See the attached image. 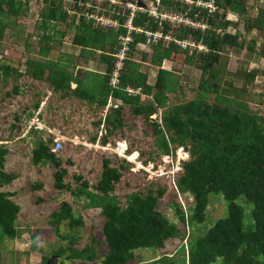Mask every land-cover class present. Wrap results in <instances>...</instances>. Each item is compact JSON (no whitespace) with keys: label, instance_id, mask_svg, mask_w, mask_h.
I'll return each instance as SVG.
<instances>
[{"label":"trees","instance_id":"16d2710c","mask_svg":"<svg viewBox=\"0 0 264 264\" xmlns=\"http://www.w3.org/2000/svg\"><path fill=\"white\" fill-rule=\"evenodd\" d=\"M41 2L43 8L37 29L42 31V35L38 38L35 57L26 56L20 65L22 72L18 65L0 64V76L4 80L26 77L37 81L53 95H58L59 101L76 99L79 105L86 107L88 115L91 113L96 118L92 121L96 133L89 137L91 142L98 139L100 145L105 146L110 141L124 140L131 151L132 140L139 138L136 135L140 129L142 137L151 140V148L148 152L136 148L134 153L141 157L147 155L145 161L161 155L173 158L180 147L189 153L188 160H182L180 169L173 175L176 190L172 191L173 208L177 219L173 222L159 209L160 200L168 189L166 184H161V178L139 186L125 196V201H121L114 192L130 164L113 154L114 159L102 158L100 175L94 185L77 175L74 177L76 185L71 186L63 181L67 170L62 167V158L58 152L51 151L53 136L46 134L43 137L40 131H30L34 136L31 164L53 169L55 189L68 191L75 200H82L85 208L100 209L104 221L103 242L99 243L106 245L102 264H137L136 250L163 249L167 241L174 239H179L182 252L177 264H214L218 260L222 264H264V115L251 110L248 102L239 98L237 88L231 84L220 85L224 70L218 67L224 49H242L244 46L242 32L234 22L226 20L225 13L230 11L239 17L244 16L246 1L214 0L216 10L209 12L207 8H185L179 1L163 0L167 10H187L190 17L199 11L197 20L205 25L203 30L184 25L176 28L166 22L158 25L153 18L138 14L132 20L135 27L153 32L163 26L164 33L171 30L176 39L190 37L195 43L205 46L206 51L183 49L173 41L165 44L160 40L153 44L144 33L133 32L117 88L109 85V77L119 48V36L125 34L126 29L95 25L94 20H86L84 16L77 19L64 8L61 0ZM71 8L72 11L81 10L75 4ZM27 10L28 0H0V40L5 30L16 22L12 23L11 17L16 20ZM103 14L118 19L120 24L125 21V17L120 15ZM58 24L73 29L72 45L79 48L77 58L68 55L56 60L50 58L53 44L59 43L65 35V30H57ZM230 25L232 30H228ZM243 29L246 32L256 30L264 38V8H260L254 18L246 19ZM57 35H60V40ZM23 44L30 55L33 51L28 40ZM140 44L150 46V51H141ZM255 45L256 40L252 39L247 48L256 58H264V41L260 48ZM179 52L185 55L186 64L200 70L201 77L196 97L170 105L168 96L177 93L179 76L177 71L164 68L162 64ZM79 59L84 63L97 59L105 69L99 72L80 67ZM6 60L11 61V57H6ZM142 65L156 70L153 84L148 82V72L141 69ZM258 74L259 70H244L243 80L253 82ZM128 87L139 90V93L129 94L126 91ZM18 92L19 87L14 84V95ZM42 97L41 93L36 94L30 102L32 111L27 114L29 119L39 108ZM109 97L113 101L120 100L121 104L103 115ZM152 115L156 117L152 118ZM15 118L19 120L20 116ZM98 130L101 133L99 138ZM142 137L139 139L143 141ZM8 154L9 148L0 143V189L18 177L5 170ZM41 187L42 184L37 183L32 190ZM179 193L192 197L193 202L188 204L187 212L177 201ZM211 195L223 197L227 202V215L216 219L205 230L197 229L194 234L197 224L204 226L209 220L206 209ZM13 197L14 193L0 190V245L4 239H18L27 231L15 226L20 207ZM240 197L253 205L252 228L244 227V209L236 203ZM62 222L73 232L84 224L81 216L75 214L72 205L66 201L51 213L49 225L53 226L58 239L67 242L63 253L59 251L62 254L58 256L63 260L94 261V236L90 245L77 249L74 247L78 240L76 236L59 232ZM33 248L42 251L40 245ZM48 258L42 254L40 264H46ZM59 263L64 264L63 261ZM154 264L176 263L172 256L163 254L154 260Z\"/></svg>","mask_w":264,"mask_h":264},{"label":"rangeland","instance_id":"374dc122","mask_svg":"<svg viewBox=\"0 0 264 264\" xmlns=\"http://www.w3.org/2000/svg\"><path fill=\"white\" fill-rule=\"evenodd\" d=\"M245 1V15L232 21L236 24L235 27L241 32L243 31L241 28H243L246 19L254 18L258 13L257 11L260 8H264V0ZM42 8L43 3L41 0H28L27 12L20 15L16 20L14 17H11L12 23L14 21L16 22L13 26L5 30L4 36L0 40V64L8 63L13 66H20L23 64L27 55L35 57L34 51L37 50V46L39 45L38 38L42 35V31L37 29L40 23L39 13ZM172 12L187 15L183 10H173ZM225 15L226 20L231 21L234 18L230 11H226ZM56 28L61 31L65 30V35L59 43L55 42L53 44V49L49 55L50 58L54 60L59 57L67 58L66 55L73 56V59L77 58L79 48L72 45L73 29L65 28L64 24H58ZM232 29L233 26L230 25L228 30ZM242 35L244 45L242 49L226 48L221 54L218 67H223L224 76L220 81V85L231 84L237 88L239 98L243 101L246 100L251 110L264 115V82L262 77L254 78L253 82L243 80V71L245 70L247 72L249 70L247 61L250 56L254 55L246 48V45L255 38L257 42L255 47L260 48L264 38L259 33L255 34L252 31L245 32V34L242 33ZM57 39H61L60 35H57ZM24 40H28L30 50L33 51L30 55L23 44ZM139 49L147 53L150 51L148 46H141ZM201 51L206 50L202 49ZM8 56L11 57V61L6 60ZM184 60L185 55L179 52L174 54L172 60L164 61L162 64L164 68L177 71L179 76L177 93L168 96L170 105L192 99L197 95V85L201 77L200 70L195 66L186 64ZM78 65L99 72L105 69V66L98 63L97 59L90 60L87 63L79 59ZM19 68L22 72L23 67L20 66ZM141 69L148 72V82L153 84L156 70L150 67L147 69L143 65ZM259 71V75L263 76L262 70L260 69ZM14 84L19 87V92L16 95L13 93ZM245 89L247 90L246 92ZM39 93L43 96L40 104L42 124H55L54 127H57L59 131L53 130L52 134L59 132L62 136L63 147L58 152V155L62 158V167L67 170V174L63 177L65 183L75 186L76 182L74 181V177L80 175L91 186L94 185L100 175L102 158L105 156L114 159L112 155L117 152V148L115 147L118 142L126 149L123 155H118V153L115 155L119 159L127 160L130 166L124 172L121 182L116 185L114 193L121 198V201H125V196L136 191L139 186L147 185L150 181L161 178V184H166L168 189L160 200L159 209L171 221L177 222L173 208L174 195L172 193V191L176 192V190L172 180L177 170L176 163L178 162L179 164L182 159L188 160L189 158V153L186 150H184L186 156H188L186 159L182 151L178 153L176 150L173 158L171 156L167 158L161 155L153 160L145 161L147 155L141 157L140 154L134 152L136 148L148 152L150 150L149 148H151V140L143 138L140 129L138 130L137 128L139 132L136 130L138 132L136 136L139 138L142 137L144 140L142 141L139 138L133 139L134 144L131 151H129V144L124 140L115 141V143L110 141L107 145L101 146L98 139L96 142L89 140V137L96 133L92 125V121L96 119L95 116L91 113L88 115L86 113V107L79 105L76 99L72 101L71 98H66L64 101H59L57 98L58 95H53L51 90L37 81L28 80L26 77L18 80H13V77H11L8 80H4L0 76V137L3 141L2 143L6 144L10 150L6 157L5 170L8 173H15L18 176L12 183L4 186L2 189L14 193L13 199L19 202L17 204L20 206V212L15 221V226H26L29 224L31 227V229L27 228L28 232H25L21 239H18V243L15 244L13 242L14 248L18 246V249L12 250L11 244L7 245V241L10 240H7L6 243L4 242V246L8 248L9 252L6 259L7 262L10 264L14 263L13 252H27L23 250L28 249L34 251L36 249L33 247L40 245V243L42 245L41 252H43V255L46 253L49 258L53 255L63 253L62 249L66 246L67 242L58 239L53 232V226L49 225L51 213L56 211L63 201L72 205L74 213L81 216L84 224L73 232L69 231L70 229L67 224L62 222L59 225V232L61 234L69 232L72 236H76L78 240L74 243V247L77 249H81L87 244L90 245L91 239L94 236L95 242L93 246L96 252V258L92 262H85L80 260H63V258L59 257L58 261H63L64 264H102L101 260L106 246L99 243L103 242L102 225L104 221L100 214V209L85 208L83 207L85 203L80 199L75 200L68 191L55 189L53 169L34 166L30 162V150L34 136L31 132L27 133L26 131L28 130V122H33L34 120L32 117L30 121H27L29 119L27 114L32 111L30 109V102H33L35 95ZM15 116H20L19 120H16ZM136 127L140 128V126ZM42 132H44L41 133L42 136L46 137L48 133L45 131ZM98 132L97 136L99 138L101 134L99 130ZM37 183L42 184L41 189L32 190V186ZM177 201L183 206L186 212L188 204H192L193 202L192 197L187 193H179L177 195ZM236 203L244 209L245 229L252 228L253 218L251 217V211L253 205L246 201L244 197L237 199ZM206 212L209 217L208 222L204 226L197 224L194 227V234H196L197 229L205 230L216 219L225 217L227 215V202L221 195H211ZM189 230L192 229L189 228ZM185 231L188 233L187 227ZM183 242L186 243L185 240ZM28 243L32 247H29ZM179 246V239H174L167 241L166 247L163 249H138L135 251V256H137V261H139L137 264H154V260L163 257V254L172 256L173 261L177 264L182 255ZM3 250L5 249L0 251V256ZM27 257L29 259L28 255ZM30 258H32L31 254ZM17 259L22 261L23 257L17 256ZM214 264L222 263L218 260Z\"/></svg>","mask_w":264,"mask_h":264},{"label":"built area","instance_id":"2783aa9c","mask_svg":"<svg viewBox=\"0 0 264 264\" xmlns=\"http://www.w3.org/2000/svg\"><path fill=\"white\" fill-rule=\"evenodd\" d=\"M61 1L63 3L64 8L68 10V12L71 15H76L77 19L80 16H84L86 20H89V19L94 20L95 25H99V26H103L107 28L108 27L118 28L122 26L126 29L125 34L119 36V40H118L119 48L116 52L113 69L109 77V85L112 88H117L118 84L120 83L121 71H123L124 69L125 60L129 52V46H130V43L133 41V38H132L133 32L134 33H144V35L147 37V40L153 44H156L160 40L165 44H168L169 42L173 41L176 45H178L179 47L183 49L185 48H188L189 50L197 49L199 51H201L202 49L206 50L205 46H203L202 44L195 43L194 41L190 39V37H188L187 39H176L172 33L173 31L170 30L169 33H164L163 28H162L163 26H161L158 30L152 32V31L140 28V27L139 28L135 27L132 24L133 18H135L138 14H145L146 16L153 18L155 21H157L158 25L164 24L166 22L168 24L173 25L172 27H176V28L177 26L184 25V26L195 28V29L200 28L203 30L205 29V25L197 20L199 17V11L194 13L193 17L188 16L187 10L184 11L187 13V15L175 14L171 10H167L165 8L163 0H61ZM169 1H179L183 4L185 8L186 7L189 8L193 6L197 9L207 8L209 12H213L216 10V5L214 4V0H208V1L169 0ZM74 4L79 6L81 10L72 11L71 6H73ZM90 9H93V10L89 11ZM106 12H108L109 15H115L116 17L119 15L121 17H125L124 23L120 24L118 19L116 18L113 19L110 16H104L103 13H106ZM141 46H146V45L140 44V47ZM126 91L131 95L139 93V90H134L130 87H128ZM120 104H121L120 100L113 101L112 97H109L106 105L103 108V115H105L106 112L110 108H117ZM34 113H33L34 116H32L33 118L31 117L34 121L28 122L27 124L28 130L26 132L28 133L31 130H36V131H40L41 133H44L42 131H45L46 133L52 135L53 145H52L51 151L55 153L59 152L63 147L61 134L59 132L52 134L53 129L49 127V125L42 124V120L40 117V114H41L40 106L36 111H34ZM151 117L155 118L156 115H152ZM31 118L27 121H30ZM2 142L3 141H0V143ZM115 148H117L116 153H118V155H123L126 149L123 145H121L118 142ZM181 151L183 152V154H185V159L188 158L183 148L180 147L177 149L178 153ZM166 157L169 158V156H166ZM176 167H177V170H179L180 163L178 164L177 162Z\"/></svg>","mask_w":264,"mask_h":264},{"label":"crops","instance_id":"0c3cea01","mask_svg":"<svg viewBox=\"0 0 264 264\" xmlns=\"http://www.w3.org/2000/svg\"><path fill=\"white\" fill-rule=\"evenodd\" d=\"M258 12V11H257ZM232 15H233V19L231 20V21H235L234 19H238L239 18V16L238 15H236L235 13H232V12H230ZM243 28H244V25H243ZM243 28H241V30H243L242 31V33L243 34H245V30L243 29ZM250 32V31H249ZM252 32L253 33H258L256 30H252ZM254 40H255V38H253ZM256 44H257V42H256ZM146 47H147V45H146ZM246 48H247V45H246ZM148 49L150 50V46H148ZM167 62V61H166ZM248 71H250V70H262L263 72V76L262 75H257L255 78H259V76L260 77H262V79H263V82H264V58H256L255 57V54L254 55H252V56H250L249 57V59H248ZM263 67V68H262ZM259 73H260V71H259ZM255 81H256V79H255ZM48 125H49V127H51L53 130H58V128L56 127H54V125L53 124H50V123H48ZM59 129H61V128H59ZM59 131V130H58ZM0 190H3V189H0ZM4 191V190H3ZM14 200V202L17 204V203H19V202H16L15 201V199H13ZM20 207V206H19ZM20 212V211H19ZM19 228H25V229H27V228H30L31 229V227L29 226V224L28 225H26V226H18ZM26 232H28V231H26ZM24 235V234H23ZM22 235V236H23ZM21 236V237H22ZM21 237L20 238H18V239H21ZM18 239H14V240H10V241H7L8 239H4L3 240V242L1 243V245H0V251L2 250V249H5V250H3L2 251V254H1V256H0V258H1V262H0V264H10L9 262H7L6 261V259H7V256H8V254H9V252H8V248L6 247L5 248V246H4V242L6 243V241H7V245H10L11 244V246H12V250H14V249H18V246H17V248H14L15 246H14V243L13 242H15V244L16 243H18ZM11 242V243H10ZM28 245H29V247H31V244L30 243H28ZM40 246H42L41 245V243H40ZM41 249H42V247H41ZM29 250V249H28ZM28 250H23V251H27V252H13V256H14V263L13 264H40V261H41V255L43 254V252H41V251H37V250H34V251H28ZM1 253V252H0ZM30 254H31V256H32V258H30ZM46 254V253H45ZM27 255L29 256V259H27L28 257H27ZM17 256H21V257H23V260L22 261H19L18 259H17ZM27 257V258H26Z\"/></svg>","mask_w":264,"mask_h":264},{"label":"water","instance_id":"95a60500","mask_svg":"<svg viewBox=\"0 0 264 264\" xmlns=\"http://www.w3.org/2000/svg\"><path fill=\"white\" fill-rule=\"evenodd\" d=\"M58 259H59L58 255H53L49 259H47L46 264H60Z\"/></svg>","mask_w":264,"mask_h":264},{"label":"clouds","instance_id":"9594fccd","mask_svg":"<svg viewBox=\"0 0 264 264\" xmlns=\"http://www.w3.org/2000/svg\"><path fill=\"white\" fill-rule=\"evenodd\" d=\"M116 154V153H115ZM117 155V154H116Z\"/></svg>","mask_w":264,"mask_h":264},{"label":"bare ground","instance_id":"6f19581e","mask_svg":"<svg viewBox=\"0 0 264 264\" xmlns=\"http://www.w3.org/2000/svg\"><path fill=\"white\" fill-rule=\"evenodd\" d=\"M132 156V155H131Z\"/></svg>","mask_w":264,"mask_h":264}]
</instances>
